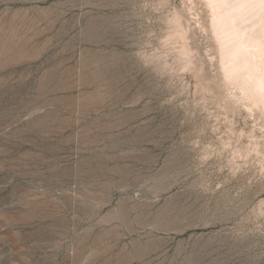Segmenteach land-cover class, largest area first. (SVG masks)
Masks as SVG:
<instances>
[{"label": "rangeland", "instance_id": "obj_1", "mask_svg": "<svg viewBox=\"0 0 264 264\" xmlns=\"http://www.w3.org/2000/svg\"><path fill=\"white\" fill-rule=\"evenodd\" d=\"M204 0H0V264H264V108Z\"/></svg>", "mask_w": 264, "mask_h": 264}, {"label": "bare ground", "instance_id": "obj_2", "mask_svg": "<svg viewBox=\"0 0 264 264\" xmlns=\"http://www.w3.org/2000/svg\"><path fill=\"white\" fill-rule=\"evenodd\" d=\"M225 78L264 108V0H204Z\"/></svg>", "mask_w": 264, "mask_h": 264}]
</instances>
